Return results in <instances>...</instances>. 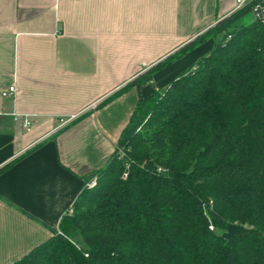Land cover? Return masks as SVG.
I'll use <instances>...</instances> for the list:
<instances>
[{"label": "trees", "instance_id": "16d2710c", "mask_svg": "<svg viewBox=\"0 0 264 264\" xmlns=\"http://www.w3.org/2000/svg\"><path fill=\"white\" fill-rule=\"evenodd\" d=\"M251 9L103 103L151 83L217 31L211 52L163 95L140 98L96 185L13 264H264V25H238Z\"/></svg>", "mask_w": 264, "mask_h": 264}, {"label": "crops", "instance_id": "0c3cea01", "mask_svg": "<svg viewBox=\"0 0 264 264\" xmlns=\"http://www.w3.org/2000/svg\"><path fill=\"white\" fill-rule=\"evenodd\" d=\"M236 9L237 0H0V264L54 235L140 98L167 90L213 41L103 103Z\"/></svg>", "mask_w": 264, "mask_h": 264}, {"label": "built area", "instance_id": "2783aa9c", "mask_svg": "<svg viewBox=\"0 0 264 264\" xmlns=\"http://www.w3.org/2000/svg\"><path fill=\"white\" fill-rule=\"evenodd\" d=\"M248 5H252L251 14L253 15V20L260 22L264 25V0H237V11H240L246 8ZM16 94V87L12 86L7 91L3 93V97H10ZM15 122L23 121V128L26 131H30L32 129V121L28 116L23 117L22 115L15 114L14 116ZM62 124H65V121H62ZM73 213V208L68 210V214ZM213 231V227H211Z\"/></svg>", "mask_w": 264, "mask_h": 264}, {"label": "rangeland", "instance_id": "374dc122", "mask_svg": "<svg viewBox=\"0 0 264 264\" xmlns=\"http://www.w3.org/2000/svg\"><path fill=\"white\" fill-rule=\"evenodd\" d=\"M253 21V15L250 13V14H248V15H246L244 18H242L240 21H239V23H238V25H242V24H248V23H250V22H252ZM216 33H217V31L214 29V30H212L211 32H210V37H209V39H208V41L207 42H210V41H213V44H215L214 43V38H215V35H216ZM206 42V43H207ZM205 44V43H204ZM203 45V44H202ZM200 46V45H199ZM198 47V46H197ZM214 47V46H213ZM166 90H164V91H161V92H157L156 94H157V96L154 98V100H156L158 97H160L161 95H163L164 94V92H165ZM153 101V100H152ZM124 149L123 148H120V150H118V156L120 155L121 157L124 155ZM97 179H98V176L97 175H92V176H90V177H88L87 179H86V184H85V188L86 189H89V188H93L95 185H96V183H97Z\"/></svg>", "mask_w": 264, "mask_h": 264}]
</instances>
